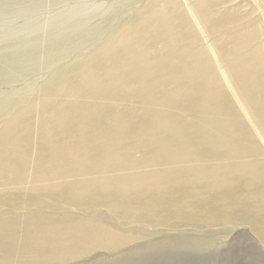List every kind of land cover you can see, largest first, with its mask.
I'll return each mask as SVG.
<instances>
[{"label":"bare ground","instance_id":"1","mask_svg":"<svg viewBox=\"0 0 264 264\" xmlns=\"http://www.w3.org/2000/svg\"><path fill=\"white\" fill-rule=\"evenodd\" d=\"M115 2L58 15L46 37L0 27V206L35 209L25 225L0 215V264H63L178 225H247L264 245V0ZM41 65L44 83L3 90Z\"/></svg>","mask_w":264,"mask_h":264},{"label":"rangeland","instance_id":"2","mask_svg":"<svg viewBox=\"0 0 264 264\" xmlns=\"http://www.w3.org/2000/svg\"><path fill=\"white\" fill-rule=\"evenodd\" d=\"M115 1L117 0H0V27L6 25L9 33L15 35V39H19L26 25L31 27L33 24H39L45 27L42 33L46 37L50 32L49 24L58 15L60 16L79 7L90 11L92 8V11H104L112 9L114 3H116ZM96 19L99 21L98 18ZM6 44L7 41H0V45L4 46ZM78 59L80 58L74 60ZM47 70L48 68L45 65L30 69L17 78L16 84L4 86L3 90L9 91L12 87L27 86L32 83L40 85L48 77ZM1 206L0 215L2 214L8 218L17 216L23 224L33 221L31 215L35 212V209L32 207L12 214L9 213L8 208ZM38 210L49 212L51 215L73 214L84 218L93 215L92 212L78 210L73 207H60L58 209L45 207ZM96 211L99 216L107 218L105 208L100 207ZM109 219L112 224L110 227L114 229L124 231L131 229V226H135L134 224H123L112 217ZM181 227L183 226L158 228L156 233L152 232L151 235L142 238V240L125 246L121 251L98 250L92 254L90 253L91 255L88 254L85 257L63 264H264V245L247 225ZM17 230L21 232V228ZM6 233L8 231L0 232V239ZM21 235V233L17 235L18 241L14 243L12 248L14 252L23 243ZM11 262L9 264L19 263L14 257Z\"/></svg>","mask_w":264,"mask_h":264}]
</instances>
